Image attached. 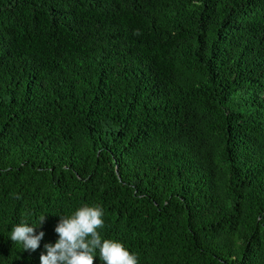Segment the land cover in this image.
Wrapping results in <instances>:
<instances>
[{
	"label": "trees",
	"instance_id": "obj_1",
	"mask_svg": "<svg viewBox=\"0 0 264 264\" xmlns=\"http://www.w3.org/2000/svg\"><path fill=\"white\" fill-rule=\"evenodd\" d=\"M84 205L139 264H264V0H0V264Z\"/></svg>",
	"mask_w": 264,
	"mask_h": 264
},
{
	"label": "clouds",
	"instance_id": "obj_2",
	"mask_svg": "<svg viewBox=\"0 0 264 264\" xmlns=\"http://www.w3.org/2000/svg\"><path fill=\"white\" fill-rule=\"evenodd\" d=\"M104 212L99 206L84 205L71 216H60L55 228L58 240L44 245L45 253L40 256V264H95L97 252L102 264H139L138 258L124 244L102 239L100 230L104 228ZM46 216L39 217L41 227ZM37 227L21 223L14 226L9 240L23 246L24 252H35L40 248L45 233L36 234Z\"/></svg>",
	"mask_w": 264,
	"mask_h": 264
}]
</instances>
